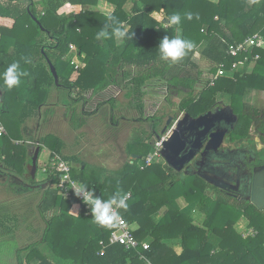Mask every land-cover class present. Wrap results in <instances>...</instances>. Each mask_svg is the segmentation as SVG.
Wrapping results in <instances>:
<instances>
[{
  "label": "trees",
  "instance_id": "obj_1",
  "mask_svg": "<svg viewBox=\"0 0 264 264\" xmlns=\"http://www.w3.org/2000/svg\"><path fill=\"white\" fill-rule=\"evenodd\" d=\"M97 1L0 0V120L6 129V134L0 136V160L11 172L21 175L25 163L31 164L32 160L25 143H15L24 119L22 115L13 119L12 109L25 103L29 96L33 102L28 107L37 109L51 88H66L71 103L85 104V93L97 95L110 83L126 81L121 88L135 99L130 107L141 111L146 82L162 80L170 92L189 90L181 99L177 114L191 115L209 110L217 95L224 93L230 97L229 104L237 115L230 141L245 139L254 127L264 142V107L249 104L251 91L264 90V49L253 50L260 58L250 73L240 70L234 78L220 76L213 80L220 65L230 67L236 60L227 55V43L254 33L264 38V0H107L115 5L110 15L132 37L124 42L114 36L95 38L106 23H111L108 15L81 6L96 5ZM189 12L191 20L185 16ZM173 14L181 17L178 25L169 22ZM108 31L111 33L112 29ZM164 36L190 40L194 47L175 63L162 60L158 45ZM70 43L85 63L83 68L70 64ZM196 51L212 63L210 70L205 71L195 61ZM47 59L56 68L57 85ZM17 61L19 70L28 75L21 77L18 87L9 90L3 73ZM133 66L136 68L130 69ZM198 82H203L202 90L193 95ZM72 91L75 97L71 96ZM151 122L148 138L129 152L137 157L125 161L118 170L103 171L101 175L94 173L98 168L66 156L64 142L56 135L44 134L37 143L40 152L47 147L62 154L71 166L72 177L103 199L118 191L121 195L130 192L129 207L126 211L121 209V214L128 223H138L133 234L140 242L149 238V248L109 245L108 236L115 226L105 228L94 223L91 214L84 215L80 199L74 194L63 197L55 187L57 175L48 174L49 185L35 207L44 224L43 231L37 240L18 250V264H147L141 255L150 264H264V209H257L249 201H231L199 175H181L163 159L146 165L144 158L156 139V119ZM133 147L136 146L131 144L129 148ZM210 188L217 195H209L206 189ZM181 199L196 203L201 224L194 223V216L181 210ZM241 216L249 221L254 233L243 236L234 229ZM175 243L181 246L179 253L174 249Z\"/></svg>",
  "mask_w": 264,
  "mask_h": 264
},
{
  "label": "rangeland",
  "instance_id": "obj_2",
  "mask_svg": "<svg viewBox=\"0 0 264 264\" xmlns=\"http://www.w3.org/2000/svg\"><path fill=\"white\" fill-rule=\"evenodd\" d=\"M74 48L75 50L77 49L75 45ZM194 59L202 69H205V71L210 70L212 63L202 57L199 51H196L194 53ZM79 61L81 60L79 59ZM135 68V66L130 67V69L132 70ZM244 69H242V71L246 73H250L252 71V68L245 70ZM146 83L147 85L144 86L145 93L141 98V100L143 101V105H141L142 110L137 114L133 109H129L128 103H134V101L132 100V95L130 97L126 96L125 90L121 88V83H110L109 86L102 92V95L98 96L99 101L97 106L95 105L96 102L94 104L88 103V105L82 104L81 102L79 104H76V102L71 103L70 98L68 97L69 92L66 88H54L53 90H56V93L54 95H50L49 101H52L56 105L55 98L58 97V103L61 104L60 108H66L65 111H63V115L66 116V121L69 120L72 127L70 130H64L63 123L61 122L57 124V127L55 126L57 130H52L50 125H47L46 127H40V130L42 134L52 133L64 139L67 146H65L66 149H64L63 153L68 156H71L73 153H77V156L81 159V161L85 162L90 167L98 168L96 169L97 171H94L95 175H101L103 171L105 173H111L114 170H118L122 166L121 164L123 161H125L126 159H128L129 161L134 159L130 157L128 153L131 150L137 149V146H139V144L143 143V141L148 138V134L150 132L149 130H151L152 126L151 120L154 121V119H156V126L154 129L156 130L155 133H158L159 130L161 131L162 126L166 124L168 117H172L177 114L181 99L189 92V90L186 88H181L180 92H170L168 86L166 85V82L162 80L152 79L147 81ZM202 83L203 82H198L195 84L196 86L193 90V95H196L198 91L202 90ZM219 94L217 95V98L219 97V99L223 100L224 103H229L230 97L227 94ZM255 95L256 94L251 96L252 98H250L251 102L249 101V104H252V106L258 108H263L264 92H260V95H258L257 103H255ZM217 98L216 101L218 100ZM107 102H110L111 104ZM104 106H107L108 110L107 108L104 109ZM51 108L53 109V107L47 106L46 109H44L43 115L45 116L47 113H50ZM248 108L249 110H251V106H248ZM21 110H23L24 112H22ZM12 111H14L15 113V111L17 110L14 107ZM19 111L22 112L20 114L23 116V119H26L27 121V113H29L28 104H22ZM54 111L55 109H53V112ZM17 113L13 114L11 117L18 120V118L20 117ZM60 113H58V116L56 114L54 116H57V119H61L63 116H61ZM137 116H139L138 118L143 117V119L140 120V122H133L131 119H134ZM122 118H125L127 120ZM24 121L19 125H23ZM170 124L167 127H169ZM30 129L32 130L33 127H30ZM153 137L156 138V135L153 134ZM242 140L246 143L235 145L244 147L246 144H249V148L255 149L256 151H258L257 154L264 156V142L255 132V130H253V127H251V130H249L248 137ZM127 143H129V145ZM131 144H134V146L136 147L130 149L129 147ZM153 151L154 146L152 145L149 149V153H152ZM39 156V168L36 174L37 179L42 177L43 175V171L41 170V162L43 161V164L46 161L47 152L42 151ZM157 160H159L158 157H156L154 161ZM72 163L73 166L76 165L75 162ZM77 165L79 166V164ZM24 172H27L26 169L24 170ZM10 177L11 174H4L0 171V199H2V197H5L3 195L10 196L11 194L15 193L14 191H16L15 189L17 186L20 187L19 182ZM206 192L211 196L217 195V191L211 188L209 190L206 189ZM230 200L232 201V199ZM17 209L20 210V219H18L21 225L23 217H26V213H28L29 211L26 212V209L21 206L17 207ZM50 211L47 213L48 215H50ZM31 215L32 214H30V216ZM38 218L39 222L42 223V219L40 217ZM5 221L6 218L0 217L1 226L5 224ZM36 222L38 223L37 219ZM19 238V242L21 244L25 243L26 240H28L23 235H21ZM0 246V252L3 253L7 250H14L18 246V244L15 240L0 239ZM16 257L18 260L19 254H17Z\"/></svg>",
  "mask_w": 264,
  "mask_h": 264
},
{
  "label": "crops",
  "instance_id": "obj_3",
  "mask_svg": "<svg viewBox=\"0 0 264 264\" xmlns=\"http://www.w3.org/2000/svg\"><path fill=\"white\" fill-rule=\"evenodd\" d=\"M211 1L216 2L217 0H211ZM81 7L85 8V9L97 10V11H99L105 15L111 14L115 9V5L113 3L107 1V0H98L96 5H83ZM129 7H130V3H127L126 8L128 9ZM253 66L254 65H249L245 69H249V68L253 69ZM125 82L126 81L122 82L121 84H125ZM53 89L54 88L50 89L46 100L41 105H39L37 107V109L29 108V113H27L28 114L27 121H26V119H24L25 121H24L23 125H19L18 130H20V133L18 131V134L20 136L16 138L15 143L16 144L22 143V142L25 143L26 151H27L28 155H31V154L33 155L36 144L38 143L40 137L45 134V133L42 134L40 127H46L47 125H50L52 130H57V128H56L57 124H59L61 122L63 123L64 130L65 129L70 130L72 127L69 120L66 121V116L63 115V111H65L66 108H63V109L60 108L61 104L58 103V100H59L58 97L55 98L56 105L52 101H49L50 95H54L56 93V90H53ZM260 92H264V90H257L255 92L251 91L249 93V101H250V98H252L251 96L256 94L254 97H255V103H257L258 102V95H260ZM71 93H72V97L76 96L75 91H72ZM100 95H102V92L100 94H97V95H91V92L85 93L84 96L87 99L85 105L86 104L88 105V103L94 104L96 102L95 105L97 106L98 101H99L98 96H100ZM126 96H128V95H126ZM128 97H130V96H128ZM217 99L220 100L223 103V105H226V104L230 105L229 103H224L223 100L219 99V97ZM132 100L135 103L134 96H132ZM32 102H33V98L31 96H29L28 99L25 98V103H21V104H24V105L28 104V106H29V103L31 104ZM21 104L18 105L17 107H15V109L17 111H19ZM129 105H130V103H128L129 109H131V110L133 109L134 111H136V114L139 112V109L130 108ZM47 106L53 107V109H55L56 112L55 111L53 112V109L51 108V110H50L51 112L47 113L44 116L43 112ZM62 106H65V105H62ZM106 108L108 110V107L104 106V109H106ZM60 112H62V113H60ZM15 113H17V112L15 111ZM20 113H22V112L19 111L17 113L19 115V117H21ZM58 113H60L61 116H63L64 118L62 117L61 119H57ZM55 114L57 116H54ZM138 117L139 116H137L136 118L131 119V120L133 122H137V121L140 122V120L143 119V117H141V118H138ZM122 119H125V118H122ZM125 120H127V119H125ZM30 127H33V129L31 130ZM118 129H119V127H118ZM250 130H251V128H250ZM50 134H52V133H50ZM57 137H59L64 142V148H63V151H64V149H66L65 146H67V144L65 143V140L62 139L60 136H57ZM244 143H246V142L243 140L230 141L229 135H228L224 140L223 146H225V147L231 146L232 147L235 144H244ZM127 144L129 145V143H127ZM237 147L240 148L239 146H237ZM42 151H46L47 157H48L49 149L47 147H43L41 152ZM40 153H39V155H40ZM39 155L37 158V170L39 168V163H38V160L40 157ZM77 155H78L77 153H73L71 156L75 157L76 159H80ZM128 155L132 158L137 157V154H135V153H130V154L128 153ZM66 156H68V155H66ZM126 158H127V156H126ZM46 160H47V158H46ZM125 161H128V159H126ZM125 161H123L121 165H123ZM42 162H41V165H42ZM72 165H73V163H72ZM76 165H77V163H76ZM25 169L27 172L23 171V173L21 175L15 174V173L11 172L0 160V171L3 172L4 174H8V175L11 174L10 178L18 181L19 186H20V187H18V186L16 187V189H15L16 191H14L15 193L11 194L10 196L3 195L5 197H2V199H0V217L6 218V221H5L6 225L5 224H3L2 226L0 225V239L15 240L18 244V246L12 251L7 250L3 253L0 252V264H18L17 263V257H16L18 250L23 249L32 241L37 240L43 231L44 224H43V222L42 223L39 222L38 217H40V216L38 215V212L35 211V207H36L39 199L43 195L45 188L49 185V180H48L49 175L42 172V174H43L42 177L37 179L36 178L37 171L35 173L34 178L31 176V173H30L31 164L25 163L24 170ZM44 183L46 184L45 187L40 188L39 186L41 184H44ZM179 202H180L181 210L188 215H193L194 216V223L201 224L202 215L198 212V210L196 208V203H187L182 199ZM19 206L24 207L26 209V212L29 211L28 212L29 214L26 213V217H23V221H22L21 225L19 223L20 210L17 209V207H19ZM30 214H32V215L30 216ZM36 219L38 220V223L36 222ZM40 221H41V219H40ZM131 226H132L133 230H136L139 227L137 222L132 223ZM234 229L238 233H241L243 236H246L250 233H254L253 229L251 227H249V221L244 216H241L237 220V222L234 224ZM21 235L25 236L28 239V240H26L25 243H22V244L19 242L20 241L19 237ZM143 241L149 243V238H145ZM173 246H174V249L176 252L179 253L181 251V246L179 243H175ZM0 248H1V246H0ZM2 248H3V246H2Z\"/></svg>",
  "mask_w": 264,
  "mask_h": 264
},
{
  "label": "water",
  "instance_id": "obj_4",
  "mask_svg": "<svg viewBox=\"0 0 264 264\" xmlns=\"http://www.w3.org/2000/svg\"><path fill=\"white\" fill-rule=\"evenodd\" d=\"M43 50V49H42ZM50 71L55 84H59V76L53 63L47 59ZM172 117H168L156 138H159L171 123ZM237 121V115L233 112L230 105L226 104L220 108L210 109L206 112L192 117L188 112L178 120L176 127L170 135L162 140L160 155L163 161L173 170L181 171L188 163L193 161L198 155L203 156L206 152L220 151L225 138L232 131ZM182 125V126H181ZM153 141V140H152ZM40 152V145L37 144L31 160V176L34 178L37 171V158ZM211 164L207 165L209 169ZM190 167L187 166L186 173H189ZM206 169V170H207ZM194 174L199 175L204 180L208 179L205 174V168L197 170ZM215 184L221 188L230 185L222 180H214ZM45 183L39 187L44 188ZM249 202L257 209L264 207V165L259 169H254L251 178V185L248 196Z\"/></svg>",
  "mask_w": 264,
  "mask_h": 264
},
{
  "label": "built area",
  "instance_id": "obj_5",
  "mask_svg": "<svg viewBox=\"0 0 264 264\" xmlns=\"http://www.w3.org/2000/svg\"><path fill=\"white\" fill-rule=\"evenodd\" d=\"M257 48L264 49V38L259 33H254L241 41L227 43V55L236 58V60L230 64V67H224L223 65H220L217 68L213 80L220 76L234 78L236 72L246 68L249 65H254L255 62L260 58L258 53L253 52V50ZM69 49L73 54L70 57V64H72L76 69L83 68L85 63L83 61H79L80 58L77 56V49L75 50L72 43L69 44ZM174 124L175 123L170 124V126L167 127L165 132L161 134L159 138L154 139V151L152 153H148L144 158L146 165L151 164L156 157L162 159L160 155L162 140L170 135ZM5 134L6 129L0 120V136ZM41 170L46 174L57 175L55 187L65 198H70L73 195V189H79L81 186V184L72 177L70 164L66 159H64L62 154L56 151H48L47 160L42 164ZM126 194L128 198H130L131 193L127 192ZM95 195L99 196L98 194ZM101 199L103 198L101 197ZM80 201L83 206L84 215L87 216L91 214L88 206L85 205L81 199ZM118 211L120 213V221L116 223L115 228L110 232L108 236V244H120L123 245L125 249L142 248V250H147L149 248V243L144 241L140 242L137 240L133 234V228L131 224L128 223L123 217L121 210ZM141 258L147 264H150L149 260L144 255H141Z\"/></svg>",
  "mask_w": 264,
  "mask_h": 264
},
{
  "label": "clouds",
  "instance_id": "obj_6",
  "mask_svg": "<svg viewBox=\"0 0 264 264\" xmlns=\"http://www.w3.org/2000/svg\"><path fill=\"white\" fill-rule=\"evenodd\" d=\"M186 18L191 20L193 18L192 13H186ZM197 15V19H198ZM107 20L111 23H106L104 28L96 33V39H109L114 36L118 41L124 42L129 38V32L124 28L120 22L112 15L107 16ZM181 21L179 14H173L170 17V24L178 25ZM111 28L110 33L108 29ZM194 44L190 40L183 39L181 37L169 38L164 36L158 45L159 56L162 60L171 61L173 63L182 59L187 55L188 51H191ZM26 63H31L30 59L24 58ZM19 62H13L8 66L3 73V81L7 88L10 90L13 87H18L21 83V77L27 76L26 71L19 70ZM73 194L82 200V202L88 206L91 213L93 222L97 225L105 228H112L120 221V213L118 210H127L129 205L127 203V194L121 195L118 191L112 197L107 200L101 199L100 196H96L94 189H89L86 185H81L79 189H73Z\"/></svg>",
  "mask_w": 264,
  "mask_h": 264
},
{
  "label": "flooded vegetation",
  "instance_id": "obj_7",
  "mask_svg": "<svg viewBox=\"0 0 264 264\" xmlns=\"http://www.w3.org/2000/svg\"><path fill=\"white\" fill-rule=\"evenodd\" d=\"M222 106L223 103L221 101H216L209 110L220 108ZM199 114L190 115L196 117ZM182 116L183 112L172 116L171 124L175 123L173 129L176 127L178 120H180ZM154 132H156V130H154ZM158 133L154 134L156 135ZM248 145L249 144H246L244 147L239 145L240 148L236 145H233L232 147L221 146L220 151L206 152L203 156L198 155L193 161L188 163L184 169L177 171V173L181 175L194 174V172H196L195 168L197 170L205 168V174L208 178L205 179V181L216 187L221 194L237 202L249 201L248 196L252 173L254 169H259L260 166L264 165V156L257 154L258 151L249 148ZM209 164H211V166L207 169V165ZM187 166L190 167L188 169L189 173L185 172ZM214 180H222L230 186L221 188L215 184Z\"/></svg>",
  "mask_w": 264,
  "mask_h": 264
}]
</instances>
